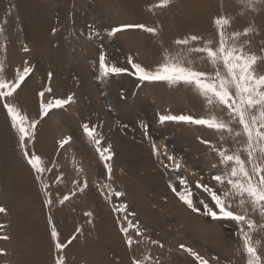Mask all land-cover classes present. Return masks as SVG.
<instances>
[{
    "label": "rangeland",
    "instance_id": "1",
    "mask_svg": "<svg viewBox=\"0 0 264 264\" xmlns=\"http://www.w3.org/2000/svg\"><path fill=\"white\" fill-rule=\"evenodd\" d=\"M155 3L157 0H0V61L4 73L14 79L16 69L22 71L25 60L33 68L14 94L13 103L18 106L19 95L21 101L24 99L19 92L27 87L25 92L31 91L33 100L25 113L39 120V93L46 87L50 86L52 92L45 93V99L74 96L72 104L53 109L40 121L34 148L30 146V151L56 163L54 173L45 174L55 202L51 209L44 207L40 185L0 105V206L6 209V213H0V224L4 225L0 236L8 237L0 239V264H55L57 251L50 235V214L62 241L81 228L77 238L63 250L65 264H132L134 257L146 254L157 264H199L181 244L208 264H246L235 223L214 221L188 209L168 187L171 181L179 188V182L177 173L164 167L170 163L167 157L152 152L153 141L161 152L166 145L167 153L181 164L178 174L189 181L199 199L195 184L201 176L207 182L210 165L218 159L200 141L217 143V135L203 126L161 124L158 114L207 118L210 113L202 98L185 86L140 84L127 74L97 77L102 50L108 62L116 66L130 69L127 58L132 56L135 63L154 68L161 62L162 50L174 47L175 40L198 34L211 39L212 21L218 14L231 17L234 30L251 26L250 50L264 55V0H259L255 10L243 14L238 0H171L168 7L149 11V5ZM126 24L156 27L158 34L126 29L107 35L112 28ZM90 33H99V38H89ZM25 44L28 53L22 51ZM196 66L211 70L199 61ZM257 71L264 74V62L258 63ZM48 73H52L51 81ZM216 115L223 114L217 111ZM85 122L98 125L104 146L111 144L113 187L125 193L120 199L113 197L109 202L100 195L97 184L104 182L107 174L94 146L83 134L81 125ZM141 122L148 125L149 138H145ZM65 137L71 140L60 148L59 142ZM224 146L234 150L237 145L229 140ZM60 173L62 180L56 183L55 175ZM85 179L88 187L76 191L72 181L83 183ZM73 191L75 196L60 205L59 198ZM119 203H126L136 214L134 222H139L150 239L136 237L130 230V235L142 242L128 247L117 222H123V216L112 210ZM88 211L92 217L84 215ZM254 219L264 223L258 213ZM252 236L259 241L258 253L264 256V230L257 229ZM150 240L158 243L151 244Z\"/></svg>",
    "mask_w": 264,
    "mask_h": 264
},
{
    "label": "snow or ice",
    "instance_id": "2",
    "mask_svg": "<svg viewBox=\"0 0 264 264\" xmlns=\"http://www.w3.org/2000/svg\"><path fill=\"white\" fill-rule=\"evenodd\" d=\"M258 2L259 0H238L241 14L246 10H255ZM170 3L171 0H157V3L149 5V11L166 8ZM212 23L214 34L211 39L190 35L175 40L174 47L162 50L161 62L154 68H146L135 63L132 56L127 58V64L130 65L131 70L116 66L108 62L106 53L102 50L99 54L97 78L105 79L127 74L138 79L140 84L166 82L170 86H185L202 98L209 109L210 114L207 118H196L191 114H158L161 124L176 122L203 126L214 130L217 135V143L200 141L207 144L218 159L210 165L207 182L201 176L195 184V190L200 193L199 199L189 181L178 174L181 164L174 155L167 153L166 145L161 152L153 141V155L167 157L170 163L164 164V167L177 173L176 178L179 182V188L171 181L168 187L188 209L210 217L214 221L234 222L237 226V235L242 241L243 252L247 257L246 264H264V256H261L257 249L259 241H254L252 236L257 229L264 230V223H258L254 219V215L258 213L264 220V74L257 71L258 63L264 62V55L258 56L250 50L249 34L254 31L251 26L234 30L233 20L227 14H218ZM126 29H141L153 36L158 34L156 27H148L145 24H126L112 28L107 35L113 36ZM93 35L99 38L100 34L90 33L89 38ZM22 51L28 53L30 49L25 44ZM261 51L264 52V49ZM197 61L210 66L211 70L198 68ZM32 72L33 68L25 60L22 71L19 68L16 69L14 79H9L4 73L3 62L0 61V105L6 111L10 127L18 138V147L23 158L40 185V191L44 195V207L51 209L55 202L45 174L54 173L56 163L46 161L34 150L30 151V146L34 148L33 141L40 121L53 109H61L72 104L74 96L45 99V93L52 92L50 86L46 87L39 93L42 98L39 108L40 119L29 117L16 103H13V100L14 94ZM48 78L51 81L52 73H48ZM121 99H124L123 93ZM217 111L223 115L217 116ZM140 126L144 129L145 138H149L148 125L141 122ZM81 127L89 144L94 146L95 153L103 162L107 174L106 180L97 184L100 195L109 202L113 197L122 198L125 193L113 187L112 166L109 163L114 155L111 144L104 146V137L97 131L98 125L85 122ZM70 140L71 137L61 140L60 148L69 144ZM229 140L237 145L234 150L224 146ZM242 154H246V158H242ZM62 176L63 173L55 175V182L60 183ZM72 183L75 190L79 192H83L88 187L86 179L83 183L78 180H73ZM76 191H73L71 195H62L58 200L59 204L64 205L72 196H75ZM112 210L123 216V222H117L120 224V232L124 234L125 243L129 248L133 244L142 242V240L134 239L130 235V230L134 231L136 237L150 239L144 235L139 222H134L136 214L129 211L126 203L114 205ZM0 213H6V209L2 206H0ZM84 215L92 217L93 213L88 211ZM91 222L89 220V223ZM125 223L127 226H124ZM48 224L51 229V239L57 251L55 264H65L63 250L77 238L76 234L81 232V228L77 227L75 233L65 242L61 240L60 232L51 214L48 216ZM3 228L4 225L0 224V229ZM7 238V236H0V239ZM150 242L158 243L156 240H150ZM180 247L194 257L199 264H208L207 260L191 248H186L183 244ZM0 254H3V250H0ZM132 264H157V262L153 261L151 255L146 254L142 258L134 257Z\"/></svg>",
    "mask_w": 264,
    "mask_h": 264
},
{
    "label": "bare ground",
    "instance_id": "3",
    "mask_svg": "<svg viewBox=\"0 0 264 264\" xmlns=\"http://www.w3.org/2000/svg\"><path fill=\"white\" fill-rule=\"evenodd\" d=\"M204 29V28H203ZM198 36H200V34H198ZM203 37V36H202ZM206 36H204L203 38H205ZM163 40V39H162ZM169 43H170V41H169ZM166 45V44H165ZM25 84H28V82L27 83H25ZM27 88V87H26ZM26 88L24 89V91L23 92H19V93H22V98H24L22 101H21V96L19 95V97H20V99H19V97L17 98V102L19 103L18 104V106L25 112V110H27V109H29L30 108V104L32 103V100H31V98H33L32 96H33V94H30L31 93V91H28V92H25V90H26ZM23 93H24V95H23ZM16 99V98H15ZM32 106V105H31ZM27 114V113H26ZM41 145V144H40ZM40 149H41V146H40ZM20 205V204H19ZM8 213V212H7ZM16 236V235H15ZM12 243V242H11ZM23 243V242H22ZM14 244V243H13ZM23 246H26V245H24L23 244Z\"/></svg>",
    "mask_w": 264,
    "mask_h": 264
}]
</instances>
